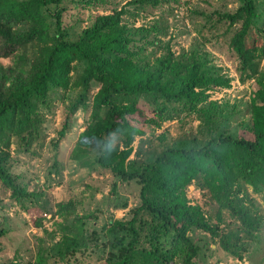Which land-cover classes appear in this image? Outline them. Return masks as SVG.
<instances>
[{
  "label": "trees",
  "instance_id": "16d2710c",
  "mask_svg": "<svg viewBox=\"0 0 264 264\" xmlns=\"http://www.w3.org/2000/svg\"><path fill=\"white\" fill-rule=\"evenodd\" d=\"M64 1L0 0V57L14 60L13 65L0 64V184L22 206L37 199L39 193L29 190L22 175L11 170L12 139L26 143L42 131L39 110L50 104L56 88L80 87L76 99L61 108L55 146L83 109L89 116L80 141L97 147L101 166L122 180L141 184L140 204L131 210L130 218H117L106 228L108 251L96 264H206L215 251L206 241L207 234L214 242L221 236L223 209L237 217L252 240L261 216L253 211L242 184L264 195V0H239L235 9L203 12L205 26L232 31L229 44L238 59L240 79L253 76L258 85L251 120L242 124L239 134L227 127L229 113L210 99L209 91L230 87L232 78L221 73L203 43L194 42L180 55L169 43L159 52L157 26L124 23L125 6L95 14L89 24L78 28L83 13L71 12ZM170 1L128 3L149 11ZM102 2L106 5L110 0H78L77 4L82 3V9ZM76 61L84 68L73 79ZM193 114L207 134L202 142L190 147L170 145L151 161L120 166V160L130 156L137 135L160 127L165 120L183 121ZM113 136H119L122 144H115ZM191 184L209 194L217 205L215 213L189 203L186 191ZM76 210L72 199L57 203L58 213L66 219ZM84 218L74 219L80 224ZM75 228L42 249L32 264H52L53 258L83 264L77 256L88 247L90 234L75 225L67 229ZM8 231L0 220V247ZM222 244L226 249L248 250L240 234ZM8 264L23 263L16 256Z\"/></svg>",
  "mask_w": 264,
  "mask_h": 264
},
{
  "label": "rangeland",
  "instance_id": "374dc122",
  "mask_svg": "<svg viewBox=\"0 0 264 264\" xmlns=\"http://www.w3.org/2000/svg\"><path fill=\"white\" fill-rule=\"evenodd\" d=\"M129 1L110 0L106 5L102 2L100 6L88 5L82 9L80 7L83 4H77L78 0H65L63 4L71 12L77 10L83 13L84 21L78 23V28L89 24L95 14L108 13L113 7L125 6L127 12L124 14V23L132 26H157L161 44L159 52L169 43L175 53L180 55L188 52L194 42L203 43L204 50L209 53L213 63L220 67L221 73L232 78L230 87L209 91L210 99L217 101L229 113L227 127L238 134L242 133V124L251 120L252 98L258 95V85L253 76L240 79L238 59L229 44L232 31L224 30L223 26L221 29L205 26L206 18L203 14L213 9H235L239 0H173L163 2L149 11ZM262 14L264 16V11ZM51 20L54 19L51 17ZM31 51L32 48L29 53ZM0 64L13 65L14 60L12 57H0ZM75 65L73 79L84 68L80 61H76ZM261 66L264 68V59ZM97 89L96 86L93 92ZM80 91V87L56 88L51 94L50 104L41 105L39 110L42 131L34 134L26 143L19 142L16 137L12 139L11 170L21 174L27 188L39 195L36 200L27 201L26 206H22L11 196L9 188L0 184V220L9 230L0 247V264H8L16 256L23 264H32L42 249L46 250L60 240L63 233L75 231L76 228L67 229L71 225L77 226L85 235L90 234L88 247L78 252L79 262L99 263L108 251L104 246L107 240L106 228L117 218H130L131 210L141 202V184L135 179L122 180L110 168L101 166L98 163L97 147L88 145L87 141H80L89 112L83 109L77 111L72 129L60 141V145L55 146L61 108L73 102ZM206 136L195 114L183 121H178L177 117L165 120L160 127L135 137L130 156L120 160V166L130 168L135 161H151L170 145L196 146ZM112 138L115 144H122L119 136ZM201 161L207 164L205 160ZM214 176L221 180L219 173ZM242 189L253 211L261 216L260 228L251 240L237 217L228 209H223L221 236L214 242L207 234L206 241L215 251L206 264H264V195L247 183L242 184ZM156 192L159 190L156 189ZM186 193L189 203L202 205L206 212H216L217 205L196 184L189 185ZM69 199L75 201L77 210L66 219L58 213L57 203ZM80 215L86 218L79 224L74 218ZM94 232L99 236L92 237ZM237 234L248 245L247 251H241L239 246L226 249L222 244V240L234 241ZM52 264L67 262L62 258H53Z\"/></svg>",
  "mask_w": 264,
  "mask_h": 264
}]
</instances>
